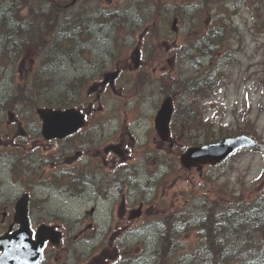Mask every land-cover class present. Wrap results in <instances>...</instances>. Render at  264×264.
<instances>
[{
	"label": "rangeland",
	"instance_id": "1",
	"mask_svg": "<svg viewBox=\"0 0 264 264\" xmlns=\"http://www.w3.org/2000/svg\"><path fill=\"white\" fill-rule=\"evenodd\" d=\"M199 1L82 0L80 3L89 7L86 12L88 15L85 14L83 19L88 20L92 39L88 49L78 52L75 47L77 40L71 39L68 34L71 31L62 29L63 21L71 19L74 12L55 22L51 37L46 38L49 26L48 19L43 15L51 14L43 11H48L49 8L45 5V0H31L34 3L33 8L24 9L21 13L20 19L25 22V25L19 27L21 32L9 37L8 29L12 21L3 12L12 0H0V30H4L0 35V102L8 96H19L22 91L30 93L31 86L27 81L40 79L41 76L35 74V71L50 59L56 58L60 61L52 66L54 72L49 87L43 90L42 86H38L35 93H31V96H40L38 101L41 105H66L86 99L85 93L90 97L89 89L95 81L90 84L83 81L85 86L80 94L78 78L88 74L97 77L106 70H114L113 66L120 63L125 67V72L117 81L116 95L110 96L112 92H106L96 103V107L105 109V112L96 113L95 116L106 121L109 130L113 125H119L117 120L122 117V126L126 122L129 130L140 135L139 142L136 137L132 140L134 145L129 154L130 162L137 160V172H142L144 167L157 168L159 178L156 180L155 196L148 197L154 199L147 200L140 217L130 218L127 228L125 226L129 214L123 215V210L117 203H112L111 207L93 201L90 196L79 198V189L68 178L63 180L67 182L68 192L60 196L52 195L54 189L48 188L49 178L46 177L54 170L47 158L49 153H45V166H33L31 169L25 167L29 162L28 153L32 146L30 142L34 141V145L39 147V141L43 142L45 139L40 131L41 122L36 111L32 110L35 107L26 103L19 104L17 112H14L16 114L0 113V143L8 142L0 144V155H3L0 158V234L13 221L12 214L17 198L24 189H31L39 200H43L34 205L33 220H37L39 224L55 221L64 230L63 240L48 248L58 264H215L218 255L215 257L207 249L209 234L211 233L210 237L214 236L211 228L219 224V216L223 219L228 209L234 208L241 201L254 200L264 190V1L212 0L206 4L207 13H202L201 20L196 19L191 23L188 18H183L178 22L177 31L170 34V40L145 36L141 38L144 29L154 21L152 18L155 17V11L152 4L161 12L156 16L159 33H169L178 4L187 8L186 13L196 15ZM109 3H113L116 12L113 49H105L101 45L97 39L99 34L96 24L92 22L102 20L101 13L93 8H107ZM138 4L142 5L140 11L137 10ZM159 4L162 5V10ZM259 10H263L261 18L256 15ZM220 13L223 25L219 24ZM213 24L220 28L218 46L214 55H208L202 51L205 37ZM190 28L193 29V36L196 30H200L194 36L193 48L190 46ZM31 36L37 38L36 40L40 36L41 45H30L27 56L22 54L24 57L17 59L14 56L15 50L5 46L8 42L10 46L12 41H30ZM140 40L142 43L139 44ZM138 44L148 50L146 55L144 53L142 68L148 69L153 79L158 78L157 74L161 72V76L173 74L181 83L188 78L209 73L219 62L224 72L222 87L217 92L215 88L206 89L200 96L184 99L181 86L165 82L164 87L160 80L154 79L144 86L141 94L137 92L138 94L132 95L136 73L130 69L134 66L132 54ZM19 47L21 45L17 46ZM116 47L122 49L120 54ZM160 49L165 50L166 54L153 64L148 63L149 52ZM66 50L71 55L69 58L65 56L64 60L60 57ZM197 54L205 55L200 68L190 59V56ZM228 55L232 61L224 60ZM201 68L204 70L198 73ZM139 75L143 76L145 72ZM167 92L173 93L175 103L180 108L176 125L181 129L175 128V131L173 128L177 138L176 147L171 150L164 145L161 150L154 135L153 117ZM150 94L152 96H148ZM62 96L68 98L64 99ZM95 97L96 95L92 96L91 100H95ZM189 102L194 103L200 117L198 124L201 128L194 132L185 126L181 114L183 105ZM95 124L91 121L88 130ZM210 128L214 130L209 131ZM243 133L255 136L260 143L259 147L241 150L225 162L205 166L201 171L197 168H185L180 162L181 151L190 143L203 141L204 138L221 140L226 136ZM19 136H26L31 140L22 146L11 148V138ZM85 141L87 140H81L77 149L88 148L87 143L83 144ZM49 150L55 161H63V158L53 153L54 149ZM92 150L93 146L89 155H92ZM89 158L90 156L82 160L87 161ZM142 158L146 160L138 161ZM10 161L15 165L14 170ZM66 166L75 168V164L68 163ZM105 172L111 174L112 171ZM16 177L19 179L17 182L14 181ZM51 180L54 182L60 179ZM140 182L139 187L131 188L117 200L115 196L116 202L126 196V200L130 199L127 204L129 209L138 208L139 201L145 199L142 196L145 185L147 188L151 187L150 183L146 184L147 179ZM57 193L59 194L58 191ZM132 201L137 202L132 205ZM95 206L93 213L92 208ZM5 211L9 214L6 220L3 216ZM202 216L206 220L199 223ZM36 225L38 224L34 226ZM225 230H228V226ZM259 230L252 233L255 242L264 239V231L261 228ZM216 232L220 236L217 230ZM230 238L231 234L222 239L224 246L231 245ZM252 249L254 250L253 247ZM219 264L239 263L224 259Z\"/></svg>",
	"mask_w": 264,
	"mask_h": 264
},
{
	"label": "water",
	"instance_id": "2",
	"mask_svg": "<svg viewBox=\"0 0 264 264\" xmlns=\"http://www.w3.org/2000/svg\"><path fill=\"white\" fill-rule=\"evenodd\" d=\"M172 112V98L168 97L165 99L157 118V127L164 139L169 137ZM38 113L43 119L44 135L49 139L64 137L85 124L84 114L76 108L68 110L39 108ZM255 142V139L246 135L228 137L222 142L190 148L182 154L181 160L186 167L197 165L202 168V164L219 163L238 148ZM15 220L20 223V228L0 236V250H2L0 264H37L45 241L51 238L52 241L56 242L60 234H57L53 227L43 225L38 231L37 240H33L28 216L27 196L18 202Z\"/></svg>",
	"mask_w": 264,
	"mask_h": 264
},
{
	"label": "flooded vegetation",
	"instance_id": "3",
	"mask_svg": "<svg viewBox=\"0 0 264 264\" xmlns=\"http://www.w3.org/2000/svg\"><path fill=\"white\" fill-rule=\"evenodd\" d=\"M98 9V8H97ZM78 10L81 12L77 13V32L84 34L86 36H90V31L88 28V20L84 21L83 17L88 11L85 8V5H81ZM101 23H97L96 20H92L96 24L97 28H102L104 32L114 31L112 26V18L108 15V13H101ZM99 32L100 29H97ZM114 90V88H113ZM98 96H102V94H98ZM104 109H95L90 108L87 111V121H94L96 125L91 126L90 131L88 130L89 125L84 127L82 130L71 134L63 139H55V141H47L43 143L44 150L40 152L39 150H34L30 152L32 157V165L33 166H45V153H49L47 158L50 161L51 165L54 167L52 174H47V184L51 185V189L59 190V180H55L51 182L52 178H65L68 175V172H73L69 167L67 168V164L69 165L75 164L74 170L78 172L81 171L80 175L83 172H90L91 177L89 180H103L108 175L105 171L111 170L112 172L115 169L123 170V162L129 160V152H130V143L128 134L124 130L107 132V125L102 124V120L94 117V114L97 112H104ZM132 138V137H131ZM81 140H87L83 144H88L89 147L84 149H77V146ZM70 144V145H68ZM92 155H89V150L92 148ZM54 149V154H57L59 158H63V161H55L53 159V154L49 149ZM120 156H119V155ZM90 158L87 161H83L82 159ZM82 163H85L84 166H81ZM111 172V173H112ZM46 174V173H45ZM116 177V176H115ZM56 184V185H54ZM109 202V200H106ZM143 213V206L137 211H132V215H141Z\"/></svg>",
	"mask_w": 264,
	"mask_h": 264
},
{
	"label": "trees",
	"instance_id": "4",
	"mask_svg": "<svg viewBox=\"0 0 264 264\" xmlns=\"http://www.w3.org/2000/svg\"><path fill=\"white\" fill-rule=\"evenodd\" d=\"M49 13L53 14V10L49 11ZM53 18L54 16L52 15V19ZM62 29L71 31L73 28L64 26ZM68 34L71 35L72 33L70 32ZM216 75L217 72L212 70L209 75V82H207V85L212 87L213 84H215ZM181 86L183 87L185 94H188L192 91L199 90L203 86V83L196 82L192 85L189 80H186L181 82ZM28 96L29 95L22 91L19 96L17 95L16 97H12L7 101L0 103V109L8 108L9 104H13L15 102V99L22 101L23 99H26L25 97L30 99V103L31 98ZM188 114H191L189 109ZM190 120H193V118L190 117ZM186 125L188 126V118H186ZM212 140L215 139H210V141ZM235 205L236 206H234L233 209L227 210L225 214L226 218L224 217L221 219L219 216V224L211 228L212 231H214V236L216 237H210L211 233L209 234L207 249L215 257L218 255V257H216L215 264H219L224 259H232L239 264H264V239L261 242H258L257 246H259V251L256 254L255 250L252 249V241H250L252 232L257 231L258 228L264 230V191L258 195L255 201H242ZM205 220L206 218L202 217L199 222H205ZM226 226H228V230H225ZM216 230L220 236H217ZM230 234V241H232V243L231 245L228 244L224 246L222 239L224 240V238L228 237ZM237 242L240 243L237 245ZM245 246L247 247L245 248ZM243 249H245V251ZM232 257H234V259Z\"/></svg>",
	"mask_w": 264,
	"mask_h": 264
}]
</instances>
